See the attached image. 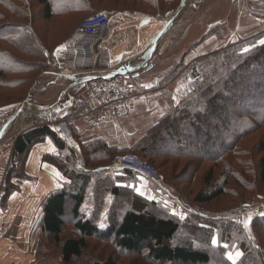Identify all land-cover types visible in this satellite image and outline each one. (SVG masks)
<instances>
[{
  "label": "trees",
  "instance_id": "trees-1",
  "mask_svg": "<svg viewBox=\"0 0 264 264\" xmlns=\"http://www.w3.org/2000/svg\"><path fill=\"white\" fill-rule=\"evenodd\" d=\"M180 1L0 0V110L21 107L28 96L35 99L53 85L49 59L86 15L106 10L152 11L170 20ZM253 16L263 18L264 11ZM215 31H208L202 40ZM262 42L264 31L188 67L179 58L176 68L186 67L182 78L187 82L181 96L129 151L164 172L162 185L147 180L149 187L156 199L171 195L182 208L192 210L187 214L192 233L163 212L154 199L135 192L122 196L118 188L112 192L113 199H107L102 184L107 176L104 166L128 151L110 148L101 139L73 135L84 163L78 166L75 151L50 126L19 134L12 147L0 208H5L8 197L17 190L12 179L26 178L24 165L38 142L52 140L59 155L45 160L54 163L65 178L62 189L43 203L36 257L45 260L59 253L62 264H118L115 255L122 251L144 264H216L212 263L214 255L218 264H232L225 252L234 246L242 252L236 264H264V216L252 219L253 238L241 222L228 218L259 195V186L264 184ZM257 134L259 138L253 137ZM251 137L253 146L244 148ZM253 151L260 155L258 160L253 159ZM92 163L97 166H90ZM119 172L140 176L125 169ZM171 184L177 190L183 187L186 193L179 196ZM193 188L199 189L192 192ZM214 238L218 245L212 244ZM90 241L96 242V252L86 256ZM101 245H110L115 255L100 259L97 251Z\"/></svg>",
  "mask_w": 264,
  "mask_h": 264
},
{
  "label": "crops",
  "instance_id": "crops-1",
  "mask_svg": "<svg viewBox=\"0 0 264 264\" xmlns=\"http://www.w3.org/2000/svg\"><path fill=\"white\" fill-rule=\"evenodd\" d=\"M248 1L256 10H264V0ZM234 2L235 0H205L200 8L187 4L176 18V22L162 35L165 20L157 19L154 14L145 12L110 11L112 13L109 18L110 33L107 37H85L78 42L74 39L77 28L72 37L50 57L52 69L48 75L55 76L53 85L34 99L36 105L46 108L41 111L33 110L32 114L47 120L46 125L50 126L54 133L55 121L65 118L70 135L72 130L82 139H101L110 148L131 153L129 151L138 139L164 114L169 113L181 96L185 79L180 75L164 78L161 74L175 62V66L179 65L180 59L177 57L186 43L207 33L215 23L222 25V28L230 23L231 28L237 29L241 34L252 33L258 28V22L252 17L247 25L240 22L241 18L250 17L245 7L239 6L241 8L239 20L238 16H233V11L237 9L233 5ZM166 34L167 40L162 42L164 44H161L162 47L160 45L161 48L158 50V54L162 55L159 62L153 64L149 59L146 67L138 69L140 60L147 58L149 52L155 48L152 46L159 36L165 37ZM192 52L181 61L186 67L202 57L200 47ZM85 69L93 71L83 73ZM128 74L134 77L146 95L141 101L124 107L119 118L96 123L85 118L65 117V112L71 110L79 97L77 91L90 82L81 83L80 79L90 76L127 79ZM20 109L17 107L0 110V140L12 132L14 123L7 127L6 124L11 118H16ZM56 135L64 141L57 133ZM3 140L0 142V198L3 195L5 176L12 156V151L4 146ZM68 147L71 148L69 145ZM75 154L77 165L83 166L80 149ZM58 155L59 151L51 139L38 142L32 146L25 162L26 178L12 179L17 185V190L8 197L5 208H0V264H62L59 253L45 260H40L35 254L43 216V203L49 195L58 193L65 183L63 174L55 164L45 160L47 156ZM104 167L107 168V176L102 184L107 192V199H113L112 192L117 188V193L122 196H130L135 192L147 199H153L154 193L149 187V182L143 177L121 173L109 165ZM165 205L170 206L169 202Z\"/></svg>",
  "mask_w": 264,
  "mask_h": 264
},
{
  "label": "built area",
  "instance_id": "built-area-1",
  "mask_svg": "<svg viewBox=\"0 0 264 264\" xmlns=\"http://www.w3.org/2000/svg\"><path fill=\"white\" fill-rule=\"evenodd\" d=\"M111 15L110 11L91 13L81 22L74 34V39L79 42L85 37H107L110 33L109 18ZM156 18L161 19L159 16H156ZM92 71V69H85L83 73ZM145 95L146 92L131 74H128L127 79L109 77L93 80L82 87L78 100L71 108L72 116L70 117L72 119L85 118L96 123L112 121L121 116L124 107L133 102L141 101ZM32 112L34 111L28 107L20 109L19 114L13 121L12 132L4 143L7 149H12L19 134L47 124V120L34 116ZM66 123V121L60 120L53 125L54 130L64 141L69 142L71 148L73 146L72 149L78 150V145L70 141ZM112 166L118 170L133 171L153 183L161 180L155 166L133 153L117 155L112 161Z\"/></svg>",
  "mask_w": 264,
  "mask_h": 264
},
{
  "label": "rangeland",
  "instance_id": "rangeland-1",
  "mask_svg": "<svg viewBox=\"0 0 264 264\" xmlns=\"http://www.w3.org/2000/svg\"><path fill=\"white\" fill-rule=\"evenodd\" d=\"M204 3H205V0H187L186 1V5L190 4L192 7L196 6L197 8L198 7L200 8ZM233 5L235 6V9L237 7V9L233 11V16H238V20H239V15H240V12H241L240 11L241 8H239V6H242V8L245 7V10L247 11V13L249 14L250 17H246L245 16V17L241 18L240 22L244 23L245 25H247V22L252 17L253 19H256V21L258 22L257 23L258 24V28H257L258 30L256 29L252 33H242L241 34V33L237 32V29L231 28L230 23H227L226 24L227 26L224 25V28H222V25L215 23L213 26H211V28L208 31L217 30V31H215L216 34H214L212 36H209L208 38H205L204 40H202V38L207 34L205 32V33L199 35L196 39H194L192 41H189L188 43H186L189 46L187 47V45H186L184 48H182L183 51L180 53V55L177 57V59L178 58L185 59L188 56V54H190L197 47H200V49H201L200 56H202V57L208 56V55L213 54V53H215V52H217V51H219V50H221V49H223L225 47H228L231 43L237 42L239 39H247V38H249V37H251L253 35L259 34V33L264 31V17L263 18H256L255 16H253V13H255L256 11H260V10H256V8L252 6L250 1H248V0H235ZM95 12H101V11H95ZM148 13H153V12L149 11ZM156 16H159L161 18L160 20L164 19L165 20V25L169 21V20H167L168 17L163 18L159 14H156L155 17ZM174 22H176V20ZM167 34L165 35V37L163 36L164 39L162 40V42H165L167 40V37H168ZM163 37H160L159 39H157V41H155V45L152 46V47H155V48H153V50H151V52H149L147 58H142L140 60V63L138 64V69L146 67L150 60H152L153 64H157L159 62V60H160L162 55L158 54V50H160V48L162 47V45L164 43L163 44H162V42H160V44H158V43H159L160 39L163 38ZM197 43H199V44H197ZM160 45H161V47H160ZM206 48L210 49V50H206V51H208L210 53L205 51ZM194 52H192V53H194ZM205 53H208V54H205ZM175 64H176V62H175ZM175 64L173 66H171V67H168L166 69V71H164L161 74V76H163L164 78L165 77L170 78V77H175L177 75H180V77H181L182 74L185 72L186 68H176ZM81 90H82V88L80 90H78L77 92L79 93ZM78 98L79 97H77L76 101L78 100ZM76 101L74 102V104L76 103ZM70 116H72L71 115V110L66 111L65 112V117H70ZM64 119L65 118L60 119V120H64ZM58 121H55V123H57ZM7 133H8V131L6 132L5 135H7ZM71 135H72L71 137L73 139V135L75 136V134H74V132L72 130H71ZM9 136H10V132H9V134L6 137L4 136V138L1 139V140L5 139V140H3V143H5V141L7 140V138ZM253 137L259 138L260 134H257V135H255ZM1 140H0V142H1ZM248 140L249 141L244 143L245 145L248 146V147H244L246 149H248V148L253 146V142L251 143V141H250V140H252V137L250 139H248ZM65 142L67 144L69 143L67 141H65ZM72 148H73V146H72ZM8 150L12 151V149H8ZM74 151L78 152L79 148H78V150L76 149ZM252 156H253V159H256V160H258L260 158V155H258V153H256L255 151H253ZM150 164H152V163H150ZM108 165L112 166V161ZM152 165L155 166V168L158 170V172L160 174V177H161V180L159 182H157V184L162 185V181H163V178H164L162 174H164V172H162L161 169H158V167L155 164H152ZM90 166L96 167L97 163H92V165H90ZM110 168L116 170V168L113 167V166L110 167ZM171 187H173V189L176 191V193L179 196H180V192L186 193V191H182L181 190L183 187H178V190H177L175 184H171ZM198 189L199 188H193L192 192H197ZM170 192L174 193L172 191H170ZM170 196L163 195L159 199H156L155 197H153V199L156 200L155 202H157L159 207H161V209L164 210L163 212L169 214L170 217H172V219H175L178 222L182 223L183 224L182 228L184 230L192 233L193 230L189 226V220H188V216H187V214L190 213L192 210H189V208H182V205L179 204L178 200H176V199H174V198H172ZM166 202H169L170 206L165 205ZM86 211L89 212L90 210H86ZM173 213H175V214H173ZM255 216H264V184L259 186V195H257L254 198L249 199L248 201L244 202L243 205L241 206V208L239 210H237L236 212L232 213L231 215H229L228 218H231V219H233L235 221L241 222L243 227L246 229V232H247L248 236L250 238H253L254 237V235H253L254 232H253V230L251 228V222H252V219ZM104 224L105 223H103V225ZM246 224H248L249 227L246 228L245 227ZM259 237L263 238V235L261 234V235H259ZM95 244H96V242H94V241H90V243H88V248L89 249H88V251H86V254H85L86 256H88L90 254H93V251L96 252V247H95L96 245ZM263 246H264V243H263ZM113 251L114 250H113V248L110 245H101L100 246V250L97 251V253H100V256H99L100 259H106L108 256L114 254ZM263 251H264V249H263ZM235 252H237V250L234 249V246H233L230 250H226L225 256L227 257V255L234 254ZM238 252H240V251H238ZM240 253H242V252H240ZM53 256H55V254ZM115 256H116V259L118 261V264H144L142 261H140L136 257L129 258L128 256L124 255V253H122V251H121V253L119 252ZM239 258H235L234 257V259L236 261ZM217 261H218V258H217V256L214 255L212 263L218 264ZM230 262L232 263V261H230Z\"/></svg>",
  "mask_w": 264,
  "mask_h": 264
},
{
  "label": "water",
  "instance_id": "water-1",
  "mask_svg": "<svg viewBox=\"0 0 264 264\" xmlns=\"http://www.w3.org/2000/svg\"><path fill=\"white\" fill-rule=\"evenodd\" d=\"M186 1H187V0H181V2H180V7H179L178 11L176 12L175 16H174L172 19H170V20L166 23V25H165V27H164V29H163L161 35L164 34V33L166 32V30L170 27V25H171V24L176 20V18L179 16V14L181 13V11H182V10L184 9V7L186 6ZM163 32H164V33H163ZM161 35H160L159 37H161ZM152 50H153V49H152ZM70 78L73 79V80H75V78H72V77H70ZM99 79H104V77H96V76H92V77H91V76H90V77H87V78H82V79H80V82L82 83V82H88V81L99 80ZM23 107H28V108H30L31 110H37V111H41V110H44V108H46V107H43V106L36 105V104L34 103V98H33L32 95H30V96H28V97L26 98V100L23 102V104H22V106H21L20 108L22 109ZM14 119H15V118H11L10 121L6 124V127H7V125L11 124V123L13 122ZM68 134L70 135V133H68ZM70 141L73 142L74 144H76V143L74 142V140L72 139L71 135H70Z\"/></svg>",
  "mask_w": 264,
  "mask_h": 264
},
{
  "label": "snow or ice",
  "instance_id": "snow-or-ice-1",
  "mask_svg": "<svg viewBox=\"0 0 264 264\" xmlns=\"http://www.w3.org/2000/svg\"><path fill=\"white\" fill-rule=\"evenodd\" d=\"M262 43H264V42H262ZM173 214H175V213H173ZM245 227L247 228V227H249V225L248 224H246L245 225ZM212 244L215 246V245H218V240L217 239H212ZM242 255V253H240V252H235L234 254H229V255H227V259L229 260V261H232V264H236V260L234 259V257L235 258H239L240 256Z\"/></svg>",
  "mask_w": 264,
  "mask_h": 264
}]
</instances>
